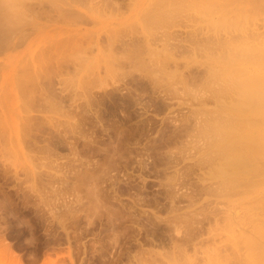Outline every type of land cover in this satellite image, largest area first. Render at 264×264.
Segmentation results:
<instances>
[{
	"label": "rangeland",
	"instance_id": "1",
	"mask_svg": "<svg viewBox=\"0 0 264 264\" xmlns=\"http://www.w3.org/2000/svg\"><path fill=\"white\" fill-rule=\"evenodd\" d=\"M0 38V264L264 253V158L220 176L217 138L264 132L263 105L234 110L264 74V0H0Z\"/></svg>",
	"mask_w": 264,
	"mask_h": 264
},
{
	"label": "bare ground",
	"instance_id": "2",
	"mask_svg": "<svg viewBox=\"0 0 264 264\" xmlns=\"http://www.w3.org/2000/svg\"><path fill=\"white\" fill-rule=\"evenodd\" d=\"M263 2V1H262ZM8 6H10V5H8ZM257 7V6H256ZM3 15H5V14H3ZM3 24V23H2ZM10 28V27H9ZM4 33V32H3ZM242 35V34H241ZM3 36V35H2ZM7 36V35H6ZM243 36H246V35H243ZM241 37V36H240ZM238 38H239V36H238ZM1 39V38H0ZM244 38H240V40H243ZM246 39V38H245ZM244 39V40H245ZM234 40V39H233ZM239 40V39H238ZM247 40V39H246ZM207 41V40H206ZM236 41H237V39H236ZM249 41V40H248ZM203 42V41H202ZM212 42V41H211ZM218 41H216V43H217ZM224 42L225 41H222V44H224ZM231 42H232V39H231ZM233 42H235V41H233ZM233 42L232 43H229V44H232L233 45ZM241 42V41H240ZM243 42V41H242ZM247 42V41H246ZM250 42V41H249ZM248 42V44L247 45H249L250 43ZM255 42V41H254ZM201 43V42H200ZM214 43V42H213ZM219 43V42H218ZM220 43H221V41H220ZM227 43V42H226ZM238 44H240L239 42H237ZM243 43H245V42H243ZM206 44H207V42H206ZM215 44V43H214ZM222 44H219L220 46L222 45ZM235 44H236V42H235ZM254 44V43H253ZM256 44V43H255ZM259 44V43H258ZM218 45V44H217ZM218 45V46H219ZM232 45H230V47L232 46ZM237 45V44H236ZM241 45V44H240ZM246 45V46H247ZM262 45V44H261ZM264 45V44H263ZM209 46V45H208ZM213 46V45H212ZM215 46V45H214ZM227 46H228V44H227ZM235 46V45H234ZM238 46L239 45H237L236 47L238 48ZM243 46H245L244 44H243ZM246 46L244 47V48H246ZM260 46V45H259ZM210 48H211V45L209 46ZM216 47V46H215ZM223 47V46H222ZM225 47V46H224ZM239 47H242V46H239ZM250 47H251V45H250ZM257 47V46H256ZM149 48V47H148ZM206 48V47H205ZM220 48V47H219ZM227 48V47H226ZM229 48V47H228ZM227 48V49H228ZM232 48V47H231ZM254 48H255V46H254ZM261 48V47H260ZM264 48V47H263ZM223 49V48H222ZM201 50V49H200ZM212 50V49H211ZM224 50V49H223ZM230 50V49H229ZM241 50H243V49H241ZM227 51V50H226ZM233 51V50H232ZM238 51V50H237ZM253 51V50H252ZM228 52V51H227ZM236 52V51H235ZM241 52V51H240ZM249 52V51H248ZM223 53V52H222ZM221 53V54H222ZM230 53V52H229ZM229 53H227V54H229ZM247 53V52H246ZM254 53V52H253ZM256 53V52H255ZM150 54V53H149ZM152 54V53H151ZM220 54V55H221ZM243 54V53H242ZM219 55V56H220ZM234 56H235V53H234ZM215 57V56H214ZM242 57V56H241ZM212 58V57H211ZM223 58V57H222ZM261 58V57H260ZM225 59V58H224ZM231 59V58H230ZM254 59V58H253ZM226 60V59H225ZM228 60V59H227ZM246 60V59H245ZM255 60V59H254ZM253 60V61H254ZM216 61H218V60H216ZM222 62V61H221ZM220 62V63H221ZM250 62V61H249ZM251 62H252V59H251ZM257 62V61H256ZM261 63H263V62H261ZM251 64V63H250ZM209 68V67H208ZM211 70H213V69H211ZM220 70V69H219ZM240 70V69H239ZM230 72V71H229ZM249 72V71H248ZM247 72V73H248ZM219 73V72H218ZM222 73V72H221ZM233 73V72H232ZM240 73V72H239ZM210 74V73H209ZM236 74V73H235ZM254 75L253 76H251V78L249 77H247L248 79H244L245 81L243 82H241L240 81V84H239V91L237 90V92H235V93H237V94H235V96H239V98H237L236 99V101L238 102H236L237 103V105L235 106V108H234V110H236V113H241V114H245V113H247V111L250 109V108H258L259 106H261V105H263L264 106V74L263 75H260V73L259 74H256V73H253ZM212 75V74H211ZM223 75V74H222ZM237 75V74H236ZM214 76V75H213ZM212 76V77H213ZM216 76V75H215ZM238 76V75H237ZM241 76V75H240ZM218 78H219V74H218V76H217ZM232 78V77H231ZM233 78H236V77H233ZM223 79H224V77H223ZM226 79V78H225ZM237 79H239V77L237 78ZM236 79V80H237ZM215 80V79H214ZM233 80V79H232ZM222 81V80H221ZM233 81H235V80H233ZM224 82H227V81H224ZM229 82H230V80H229ZM236 82V81H235ZM217 83V82H216ZM234 83V82H233ZM238 83V82H237ZM227 84H228V82H227ZM226 84V85H227ZM232 84V83H231ZM234 85V84H233ZM233 85H231V86H233ZM236 85H238V84H235V86ZM230 86V87H231ZM222 88V87H221ZM225 88V87H224ZM229 88V87H228ZM227 88V89H228ZM236 87H234L233 89H235ZM224 90V89H223ZM226 90V89H225ZM227 91H229V89L227 90ZM233 91V90H232ZM221 92V91H220ZM223 92V91H222ZM233 93V92H232ZM234 94V93H233ZM224 96V95H223ZM217 97V96H216ZM225 97H226V95H225ZM229 97V96H228ZM218 98L220 99V95L218 96ZM217 99V98H216ZM218 100V99H217ZM225 100H226V98H225ZM225 100H224V102H225ZM234 100V99H233ZM232 100V101H233ZM229 101V100H228ZM227 101V102H228ZM230 103V102H229ZM234 103V102H233ZM232 103V104H233ZM231 104V105H232ZM232 106H234V105H232ZM262 106V107H263ZM229 108V107H228ZM233 108V107H232ZM255 108V109H256ZM258 109H260V108H258ZM261 110V109H260ZM263 111V110H262ZM232 112V111H231ZM235 112V111H234ZM253 111L251 110V112L250 113H252ZM249 113V112H248ZM260 113V112H259ZM208 114V113H207ZM228 114V113H227ZM238 114V115H239ZM256 114V113H255ZM249 115H251L252 117H253V115L252 114H249ZM208 116V115H207ZM261 116V117H260ZM224 117V116H223ZM230 117V116H229ZM258 117L259 118H262L263 119V121H264V112L263 113H260V115H258ZM251 118V117H250ZM222 119V118H221ZM224 119V118H223ZM228 119V118H227ZM231 119V118H230ZM252 119H254V117L252 118ZM261 119V120H262ZM235 120V119H234ZM251 120V119H250ZM261 120H257L258 122H260V123H263L264 124V122H261ZM205 121H207V120H205ZM224 121V120H223ZM231 121V120H230ZM229 121V122H230ZM240 121V120H239ZM212 122V121H211ZM219 122H221V121H219ZM228 122V121H227ZM233 122V121H232ZM235 122H236V124H235ZM235 122H234V124H235V126H237L238 128L239 127H241V125L239 126V124H241V122H238V118L235 120ZM255 122V121H254ZM221 123H223L224 124V122H221ZM210 124V123H209ZM212 124V123H211ZM210 124V125H211ZM214 124V123H213ZM228 124V123H227ZM230 124V123H229ZM249 124V123H248ZM216 125L218 126V124L216 123ZM259 124H252V126H251V124H250V127H252V130H251V134L249 135H246L245 136V132L244 133H235L234 134V132H232V131H228L230 128H232V127H229V129L227 128L225 131H223V133H225L224 134V136H222V134H221V136H222V140H221V136L220 135H218L217 136V138H219L220 137V141H222V143L220 142V141H216V142H220L221 143V147H222V149L221 148H218V150H220V151H222V152H220V153H223L222 155H224V158H222V160H224V164L223 163H221V165H223V169H222V167L220 168V162H219V171L222 169V171L219 173V171H218V175H220L221 173V175L220 176H223L224 177V174L223 173H225V175H227L226 174V172H224L225 170L227 171V170H229V173L231 174V172H232V174L233 175H238V176H245V175H247V176H250V177H254V176H258V175H260V174H262V170H260V167L257 165V163L259 164L260 162V157H263L264 158V132L262 133V132H260V129H257V126H258ZM206 126V125H205ZM212 126V125H211ZM224 126V125H223ZM233 126V125H232ZM246 126V125H245ZM208 127V126H207ZM210 127V126H209ZM214 127V126H213ZM216 127V126H215ZM214 127V128H215ZM225 127V126H224ZM224 127H222L223 129H225ZM237 127H236V130H237ZM247 127V126H246ZM249 127V129H251ZM219 128V127H218ZM221 128V127H220ZM219 128V129H220ZM209 129V128H208ZM217 129V128H216ZM219 129H217L218 131H216L215 130V133L216 132H218L217 134H220L221 133V131L219 130ZM232 129H234V128H232ZM241 129V128H240ZM199 130V129H198ZM211 130V129H210ZM209 130V131H210ZM213 130V129H212ZM242 130V129H241ZM220 131V132H219ZM234 131V130H233ZM238 131V130H237ZM240 131V130H239ZM213 132H214V130H213ZM230 133V134H229ZM216 137V136H215ZM209 138V137H208ZM215 140V139H214ZM218 145H216L215 147H217ZM206 147H208V146H206ZM214 147V148H215ZM209 148V147H208ZM217 149V148H216ZM217 152V151H216ZM215 152V153H216ZM206 153H208V152H206ZM214 153V154H215ZM218 153H219V151H218ZM218 154L219 156H221V154ZM214 154H213V157H214ZM209 155V154H208ZM216 155H217V153H216ZM217 155V156H218ZM210 156V155H209ZM205 157V156H204ZM216 158V157H215ZM207 159H210V158H207ZM262 159V158H261ZM211 160V159H210ZM209 161V160H208ZM222 162V161H221ZM224 165H225V167H227L226 169H225V167H224ZM217 167V166H216ZM262 171V172H261ZM228 172V171H227ZM213 174V173H212ZM231 174V175H232ZM232 177V176H231ZM229 178V179H233V178ZM226 179H227V177H226ZM234 179H236L235 177H234ZM237 180V179H236ZM250 181V180H249ZM224 182H227L225 179H224ZM233 182V181H232ZM234 182H235V180H234ZM220 183H221V181H220ZM228 184H229V182H227ZM222 184H223V182H222ZM230 184H231V182H230ZM233 184V183H232ZM226 185V183L224 184V186ZM227 186V185H226ZM225 186V187H226ZM260 229H262V228H260ZM251 233V232H250ZM249 233V234H250ZM253 233V232H252ZM255 234V233H254ZM254 234L252 235V236H254ZM260 234V233H259ZM257 235H258V233H257ZM263 235H264V233H263ZM262 235V236H263ZM261 235H259V237H260ZM256 237V236H255ZM259 237H258V239H259ZM248 240V239H247ZM246 240V241H247ZM252 240V239H251ZM251 240L249 241V243H253V242H255L254 240L251 242ZM258 242V241H257ZM256 242V243H257ZM263 242V241H262ZM254 244V245H252V249L250 248L251 247V245H247L250 249H251V251H253V252H251L250 254V257L252 258V254H253V257H254V255H255V259H257V260H255V259H249V260H252V262L250 263L249 262V264H254V262L253 261H257L259 264H260V262L262 263V264H264L263 263V258H261V257H264L263 256V254L264 253H262L261 251H259V249H256V248H258V244ZM248 244V243H247ZM263 246V245H262ZM261 246V247H262ZM255 248V249H254ZM261 250H262V248H260ZM256 250H257V253H258V251H259V253L257 254V253H254V251L256 252ZM261 252V253H260ZM264 252V251H263ZM259 254H261V257L259 256ZM258 255V256H257ZM220 256V255H219ZM256 256H257V258H256ZM13 257H15V259H16V261L19 263V264H21V259H19V257H17V256H13ZM224 257V256H223ZM259 257H260V259L261 260H259ZM234 258V257H233ZM220 259V258H219ZM15 261V262H16ZM223 261V260H222ZM260 261V262H259ZM225 262V261H224ZM256 262V263H257ZM255 263V264H256Z\"/></svg>",
	"mask_w": 264,
	"mask_h": 264
}]
</instances>
